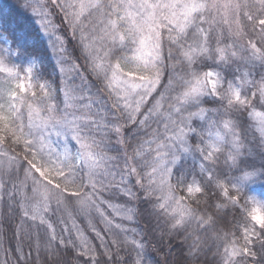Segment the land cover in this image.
Instances as JSON below:
<instances>
[{
	"label": "snow or ice",
	"instance_id": "obj_1",
	"mask_svg": "<svg viewBox=\"0 0 264 264\" xmlns=\"http://www.w3.org/2000/svg\"><path fill=\"white\" fill-rule=\"evenodd\" d=\"M23 7L49 40L59 16L75 42L69 52L56 36L74 73L61 88L60 108L48 84H34V63L10 62L21 49L10 47L0 25V73L17 81L0 92V201L7 195L9 211L18 208L37 237L46 230L44 264H145L138 214L147 217L145 235L159 233L158 250L165 237L170 247L176 239L198 259L211 232L215 264H264V201L245 195L247 184L264 182V164L245 163L247 128L264 147V0H40ZM189 156L199 160L191 171L182 167ZM224 168L230 179L213 175ZM210 186L217 210L230 206L239 219L201 205ZM57 214L62 223L64 215L98 217L104 230L92 231L101 243H78L67 228L58 237ZM18 251L17 264L30 259L31 248L28 257Z\"/></svg>",
	"mask_w": 264,
	"mask_h": 264
},
{
	"label": "trees",
	"instance_id": "obj_2",
	"mask_svg": "<svg viewBox=\"0 0 264 264\" xmlns=\"http://www.w3.org/2000/svg\"><path fill=\"white\" fill-rule=\"evenodd\" d=\"M25 3L34 4L31 0H0V25L3 26L5 34L12 41L10 47L15 49L19 45L21 49V54L12 57V60L15 64L25 67L30 63H34L36 65L33 74L34 84L37 86L39 83L48 84L52 102L58 107L64 108L65 97L61 88L64 86V81L74 75V73L68 71L69 65L62 63L63 56L61 53V57L56 59L59 55L56 54L55 56L54 49L50 47L35 18L31 15V9L23 7ZM55 21L59 28L57 35L67 41L66 46L69 52H71L75 42L71 40V33L68 27L62 25L59 16L55 17ZM165 54H167V46H165ZM61 67H64V72H61ZM16 82V80H11L3 73H0V92L12 90ZM93 92H95V89H93ZM93 99H96V97L94 96ZM99 107H103V102ZM68 111H71V109H68ZM93 111H96V109L93 108ZM245 140L248 153L245 158V163L255 167L264 164V147L259 142L258 133L252 128H247L245 131ZM198 164L199 160L197 158L189 156L182 163V167L191 171ZM223 173L224 175H221L219 172L214 171L213 175L221 180H224L225 177L231 178V173L228 169L224 168ZM214 183L215 181H213ZM215 191V188L210 186L209 192L201 201V205H210L212 210L222 218L225 217V212H227L226 219L231 221L233 216L237 214L234 213L230 206L227 209L220 206L217 210L218 200L213 195ZM245 195L253 197L257 201H264V182L256 181L247 184L245 186ZM146 218V216L138 214L135 222L136 232L144 235L145 264H164L165 259H167L168 264H215L219 259L215 256L216 246L211 239L213 235L211 232L206 238V243L202 245V251L198 254V259L193 260L189 255L187 245L182 246L180 241L176 239H173L172 246L170 247L166 242L167 237H165V244L162 250H158L160 249L159 233L156 234L155 238L151 235H145L147 225L144 223V220ZM237 219H239L238 215ZM51 220L58 237L67 228L71 231V238L77 240L78 243L87 241L90 246L101 243L95 232L92 231L93 227L100 232L104 230L105 225L98 217L92 219L83 217L70 218L64 215L63 220L66 223H62L59 214H57ZM152 224L155 225L154 219L152 220ZM220 227L230 228L231 224H221ZM189 231H192V229L190 228ZM45 232L46 230L42 229L40 236L37 237L36 230L32 227V222L25 221L18 208L15 211H9L8 197L5 195L3 200L0 201V264H17V257L21 255L18 250L22 249V254L28 257L30 248V259L27 262L21 261L20 264H44V258L46 257L44 245L47 240ZM132 235L133 233H129L130 238ZM64 237L65 239L68 238L67 233H64ZM136 239H140V236L137 235ZM38 244L40 245L39 248L37 247ZM209 248H211V251L208 250Z\"/></svg>",
	"mask_w": 264,
	"mask_h": 264
},
{
	"label": "rangeland",
	"instance_id": "obj_3",
	"mask_svg": "<svg viewBox=\"0 0 264 264\" xmlns=\"http://www.w3.org/2000/svg\"><path fill=\"white\" fill-rule=\"evenodd\" d=\"M31 1L34 3V5H35L36 3H39V2H40V0H31ZM43 36H44V35H43ZM56 36H57V33H56L55 35H53V37H52L51 40H49L48 37L44 36V38L47 39V41H48V43L50 44V46L54 49V54H55V56H56V54L60 53V50H59V41H57ZM4 46H5V45H4V42H3L2 40H0V47H4ZM60 57H61V56L59 55V56L56 57V59H59ZM9 60H10V62H11L12 64H15L14 61L12 60V57H11V56L9 57ZM4 75H6V74H4ZM6 77L8 78V76H6ZM9 78H10L11 80H15L14 78H11V77H9ZM152 127H153V128H156V127H158V125L153 124ZM160 131H161V132L163 131L162 126H160ZM53 139L55 140L56 137L53 136Z\"/></svg>",
	"mask_w": 264,
	"mask_h": 264
},
{
	"label": "bare ground",
	"instance_id": "obj_4",
	"mask_svg": "<svg viewBox=\"0 0 264 264\" xmlns=\"http://www.w3.org/2000/svg\"><path fill=\"white\" fill-rule=\"evenodd\" d=\"M49 44V43H48ZM50 45V44H49ZM51 47V46H50ZM61 53V52H60ZM60 53H58L57 55H60Z\"/></svg>",
	"mask_w": 264,
	"mask_h": 264
}]
</instances>
